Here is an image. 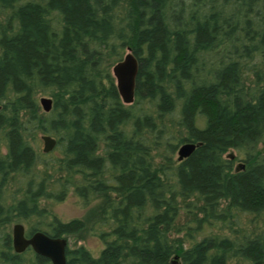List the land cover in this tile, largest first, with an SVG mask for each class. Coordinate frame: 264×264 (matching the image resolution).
Instances as JSON below:
<instances>
[{"label":"rangeland","instance_id":"obj_1","mask_svg":"<svg viewBox=\"0 0 264 264\" xmlns=\"http://www.w3.org/2000/svg\"><path fill=\"white\" fill-rule=\"evenodd\" d=\"M184 1L182 16L193 18L190 8L195 9L200 0ZM106 2L113 27H122V32L113 31L109 39L99 40L94 30H84L80 36L84 46L78 42L73 47L69 42L67 48L75 50L81 60L93 53L99 55L86 73L88 82L92 77L89 83L93 82L94 91L77 97L73 84L82 85L80 75L66 77L62 83L53 79L59 72L52 57L50 61L46 59L44 77L33 68L23 80L6 79L0 87V245L12 231L13 223L20 222L26 231L39 228L66 238L70 248L83 246L100 261L101 250L113 254V262L124 254L130 259L145 257L148 250L154 259L149 264H192L184 255H173L170 245L179 243L186 249L184 254L202 245L209 264L217 257L221 264H264V202L245 205L221 190L213 196L208 214L204 211L208 202L205 195L196 188L184 189L181 184L184 162L205 144L199 133L210 129L211 120L200 105L194 106L188 117L185 115L190 95L199 89L210 90L222 109L232 110L234 98L245 106L255 103L259 96L255 94L264 90V53L256 49L248 63L232 65L236 80L232 93L218 81L217 69L234 58L231 52L243 43L237 32L247 15L244 13L237 24H232L231 30L221 28L216 33L213 28L208 36L197 34L187 47L184 70H177L179 51H172L169 58L159 52L160 72H153L155 76L150 73L147 80L142 76L143 66L154 63V59L148 42H142L137 49L138 36L133 35L151 27L144 17L152 11H145L138 0H89V9L95 14L93 21H97L98 13L105 14L101 7ZM168 5L162 1L161 27L171 35L175 31L169 28L173 18ZM27 6L37 8L50 39L67 33L66 14L51 0H0V61L12 54L5 34L9 40L20 34V11ZM210 10L196 9L197 19ZM186 31L193 33V27L187 24ZM127 53L138 62L131 102L122 100L113 73L114 65ZM190 60L194 64H189ZM152 66L157 68L158 63ZM42 96L52 99L49 111L40 104ZM97 110L117 113L114 128L106 125L104 130L101 123L94 124ZM78 111L80 124L76 128L82 127V135L91 140L89 158L96 161L94 173L89 167L72 165L71 142L77 131L72 121ZM42 135L55 140L48 152L43 151ZM117 140L121 146L114 147ZM187 142L195 144V148L179 159L178 148ZM128 148L132 149L126 153ZM213 152L223 176L260 170L264 187V129L253 137L226 142ZM110 153H116V161ZM91 173L94 175L89 177ZM131 174L147 179L151 192H141V198L132 197L134 187L126 182ZM90 178L96 184L85 186ZM253 247L258 252L256 257L249 254ZM73 257L70 255L69 260ZM11 264L48 262L34 258L32 263L15 260ZM197 264H207L206 258Z\"/></svg>","mask_w":264,"mask_h":264},{"label":"trees","instance_id":"obj_2","mask_svg":"<svg viewBox=\"0 0 264 264\" xmlns=\"http://www.w3.org/2000/svg\"><path fill=\"white\" fill-rule=\"evenodd\" d=\"M88 1L89 0H51L53 5L60 7L65 12L66 19L69 23V25L65 27L67 32L65 36L58 35L54 40L48 37L49 32L42 24L36 7L27 6L21 9L20 34L10 40V37L5 34V39L8 40L7 47L12 51V54L10 58L0 61V87L6 79L14 80L19 77L23 80L25 76L28 75V70L33 68L39 71L41 77H44V72L48 68L46 59L50 61L52 57L54 62L57 63L56 68L59 72L57 77L52 76L53 79L61 81L62 83L66 77L80 75L82 77V85L78 87L76 83L73 84L77 97H82V94H89L94 91L92 87L93 82L92 84L89 83L92 77L90 76L88 82L86 73L87 67H93L99 55L93 53L91 56L88 55L89 58L85 57L84 60L78 59L77 56H75V50L71 51L67 49L68 43L70 42L74 47L76 43L80 42L82 46H84L81 39L82 37H80L84 30L88 33L94 30L96 34H98L97 37L99 40H105L110 38L109 34L113 33V31H118L120 33L123 29L117 26L118 29L115 30L113 27L109 12V1L101 7V10H104L105 14L101 16V14L98 13L97 21H93L95 14L93 10L89 9ZM162 1L163 0H151L150 2V0H138V3L145 11L149 9L152 11L151 13H147L144 17V20H147L151 27L145 31L139 30V35L138 33L136 35V32H134L133 37L135 38L138 36L135 44L138 49L142 42H148L154 63H158L157 68L152 66L154 63L149 66H143L142 76L144 78L147 77V80H149L150 73L153 75L154 73L158 74V72H160V59L162 53L165 57L169 58V54L174 50L181 53L179 62L176 60L178 64L177 70L186 68V50L187 47H190L192 43H194L193 39L197 34L201 37L208 36V33H211L210 29L213 28L216 33L220 31L221 28H224V31L231 30L233 29L231 28L232 24H237L245 13L247 15V21H243V26H241L237 32V34L239 33L238 40L241 42L243 40V43L240 46L237 44L235 50L231 52V56H234V58L226 62L227 64H225L223 68L217 69L218 81L220 80L219 85L226 91H233L236 80H234L232 65L248 63L252 55V50L256 49L260 53H264V0H218V2H215L216 0H200L195 9L190 8L191 13L194 14L193 18L189 16L185 18L182 16L181 12H183L185 6L184 0H172L173 3L171 0H166L167 5L169 3L171 4L168 5L170 6L168 8L171 18H173L171 27L169 28L175 31V33L171 35L168 33L167 28L161 27L162 17L160 8ZM202 7H207L211 10L202 19H197L196 9ZM88 19L89 24L86 23ZM257 19L259 22L256 21ZM187 24L193 27V33L188 34L186 31ZM260 31L262 32L261 35L258 33ZM169 32L172 31L169 30ZM76 34L77 36H74ZM223 40L224 38L222 37V41ZM107 42L108 46L111 47L112 45L109 40ZM153 50H155L154 54ZM159 52H161V55ZM235 57L240 58V60H237ZM241 59H246L245 63H242ZM62 62H65V66L61 65ZM189 64H194V61L190 60ZM95 88L98 89L97 85H95ZM255 95H259L256 102L248 103L245 106L243 103L237 102V99L234 98V108H232V110H227L226 107L222 109L221 104L215 101L212 91L199 89L190 95L189 101L185 106V115L187 117L192 112L194 106L200 105L204 113L207 115L209 114L208 116L211 118L210 129L199 133L205 144L190 155L184 162V166L181 170V184L184 189L196 188L205 195L204 198L208 202L204 207V211L208 214L214 199L213 196L218 194V191L221 190L230 194L234 200H241L245 205H255L264 202V187L261 180L262 174L259 172L260 170L256 173L248 172L240 175L223 176L218 170L213 152L214 150L221 149L226 142L233 141L235 138L247 139V137H253L264 129V90H260V92ZM53 96L58 98L57 94H53ZM105 104V102H102V105ZM94 114V124L97 125L101 123L102 126H104V130H107V127H105L106 125L112 129L116 120L115 118L118 117L114 110L110 112H103L102 110L98 112L97 110L94 111ZM74 115L75 117L72 123L76 128L78 127L77 125L80 124V122H78V115H80V112L78 111V113L76 112ZM97 115L101 116L98 117ZM40 121L41 119L39 118L38 123ZM140 122L143 130V119H140ZM76 130L74 140L71 142V146L73 145L71 148L72 153H74L72 165L82 166V169L84 166L89 167L94 173V163L96 161L91 157L89 158L92 145L91 140L89 137L82 135V127L76 128ZM118 143L117 140V144H115L114 147L121 146ZM130 149L132 148L126 149V153L129 152ZM109 155H111V153ZM111 156L114 157L113 161L117 160L116 153H113ZM93 173H91L89 177H92V175H94ZM126 182L130 188L134 187L132 197L137 196L136 198H141V192H151L149 181L142 176L131 174ZM95 184V180L90 178L85 186L92 187ZM93 189L97 188L93 187ZM83 227L84 222L82 221L80 222V228L83 229ZM126 233L129 235V232ZM5 242L4 240L3 243ZM170 246L172 247L173 255H184L185 260H190V262L193 261L192 264H197L198 261L201 262V258L203 257L206 258L207 264L210 263V259H207L205 248L202 247V245L197 246L195 250L188 254H184L186 249H184L182 244L177 243ZM257 253L254 247L249 251L252 257H256ZM155 254L158 259V253L156 252ZM113 257H115L113 254L103 250L101 252L102 261H100V259L88 257L87 253L80 248L79 251L74 254L72 260H69V264H149L154 260L153 255H151L148 250L146 251L145 257L139 258L137 255L138 258H131L133 261L129 256H126V254L114 262L112 261ZM211 262L212 264H221L220 258L218 257Z\"/></svg>","mask_w":264,"mask_h":264},{"label":"water","instance_id":"obj_3","mask_svg":"<svg viewBox=\"0 0 264 264\" xmlns=\"http://www.w3.org/2000/svg\"><path fill=\"white\" fill-rule=\"evenodd\" d=\"M138 71V62L135 56L127 53L113 67L116 77V87L124 102H131L134 94L135 78ZM42 108L49 111L52 105L50 97L42 96L39 99ZM43 151L48 152L54 145L55 140L49 135H42ZM195 148L193 143H184L178 148V158L187 157ZM48 259L52 264H65L66 240L63 237H51L44 232H35L30 238H25L21 224L13 227V246L16 251H21L27 246Z\"/></svg>","mask_w":264,"mask_h":264},{"label":"flooded vegetation","instance_id":"obj_4","mask_svg":"<svg viewBox=\"0 0 264 264\" xmlns=\"http://www.w3.org/2000/svg\"><path fill=\"white\" fill-rule=\"evenodd\" d=\"M15 224H21L23 226L25 238H30L31 235L34 234L35 232H44L48 236L59 237V236H53L48 231H45V230L39 229V228H34L32 231H26L25 227H24V225L22 223L14 222L13 226H12V231L10 233L6 234L3 237L2 243L0 245V261L2 263H7V264H11V262H13L15 260L21 261V263L22 262H24V263L25 262L32 263V261H34V258H35L37 260L39 259L41 261L42 260L47 261L48 264H52L50 259L37 254L30 245L27 246L25 249H23L21 251H16L15 250V248L13 246V227H14ZM4 240L6 241L5 243H3ZM65 240H66L65 264H69V256L72 255L73 252H74V254L76 252H78L80 248H82L87 253L88 257L96 259V256H93L88 249L84 248L83 246H79L77 248H70L68 246L66 238H65ZM102 251L103 250H101V252Z\"/></svg>","mask_w":264,"mask_h":264}]
</instances>
